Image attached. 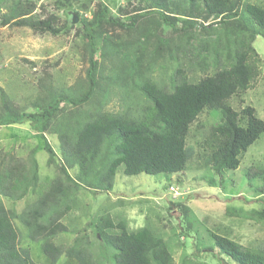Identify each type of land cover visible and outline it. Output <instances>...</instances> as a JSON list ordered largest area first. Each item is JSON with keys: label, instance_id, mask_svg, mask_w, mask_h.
<instances>
[{"label": "trees", "instance_id": "obj_1", "mask_svg": "<svg viewBox=\"0 0 264 264\" xmlns=\"http://www.w3.org/2000/svg\"><path fill=\"white\" fill-rule=\"evenodd\" d=\"M57 1L60 7L69 8L79 1V6L87 11L93 0ZM148 3V7H136L126 19L122 17L126 13L122 6L118 5V13L113 14L101 0L89 19L76 10L83 26L88 63L86 85L81 92L65 96L43 88L32 102L33 109L28 110L10 104L0 91V125L24 126L31 131L29 136L37 140L29 162L0 149V197L21 200L31 197L33 190L36 194L19 213L6 208L0 200V264H41L31 255L34 242L45 255L46 264H63L64 258L71 260L66 264L192 262L183 255L176 263L168 240L149 223L131 229L125 219H114L110 213H104L91 224L98 252L86 235H77L71 244L55 241L57 234L67 230L62 217L73 207L75 191L82 186L106 192L112 189L120 167L123 174L164 173L166 179L188 169L196 156L202 161L199 166L210 174L204 177L205 182L215 186L217 175L221 185L223 171L235 169L241 154L264 133V119L256 115L252 106L235 109L230 103V98L250 88L259 74L258 53L252 42L256 36H264V0H148ZM31 10L32 6L23 7L16 0L3 15L2 24L13 19L16 25L52 34L67 27L66 21L58 27L54 15L31 16ZM208 19L210 22L204 24ZM138 22L146 24L140 26ZM160 24L168 26L171 35H165L161 29L158 34L152 33ZM214 25H220L221 29ZM113 27L133 29L137 39L122 42L119 47L107 30ZM139 37L143 40L138 41ZM193 40L202 42L201 50L208 56L192 60L201 68H213V72L191 81L187 72L177 67L174 77L165 81L166 62L178 58L179 53H189ZM133 43L138 45L132 49ZM98 45L106 49L105 54L113 62L112 75L118 81L109 85L105 97L113 94L121 109H105L106 100L101 99L95 111L74 124L66 119L63 130L56 133L60 155L57 156L45 132L58 131L50 128V122L62 102L77 106L94 96ZM206 110L217 116L200 134L197 145L202 151L195 156L191 131L199 128L198 117ZM38 149H43L48 154L47 163L57 168L40 179L35 156ZM73 166L79 170L76 177L68 169ZM250 168L245 171L249 180H261L254 188L255 196L264 200V169L251 172ZM180 209L186 223L181 226V233L192 238L187 216L190 209L185 203H181ZM249 216L264 227V206L253 209ZM214 224L200 227L210 241L208 247L217 249L223 258L220 264H264L263 248L244 247L232 236L231 226L222 221ZM24 238L29 241L27 245L23 244ZM204 240L197 237L198 242ZM198 251L202 250L195 244L194 253Z\"/></svg>", "mask_w": 264, "mask_h": 264}, {"label": "rangeland", "instance_id": "obj_2", "mask_svg": "<svg viewBox=\"0 0 264 264\" xmlns=\"http://www.w3.org/2000/svg\"><path fill=\"white\" fill-rule=\"evenodd\" d=\"M15 1L2 0L0 4V91L4 92L10 104L28 110L33 109L32 102L37 95L39 96L43 92V88H49L54 93L65 96L81 92L86 85L85 70L88 63L81 31L83 26L79 22V14H83L89 19L99 0H93L87 11L79 6V1L73 5V8H69L60 7L57 0H19L23 7L32 6L31 16L46 18L48 15H54L57 18L56 25L58 27L66 21L67 27L56 34L38 32L27 26L16 25L13 19L2 24L3 15L9 11ZM101 1L108 5L113 14H117V9L122 6L126 12L123 15L121 13L123 19H126L132 10L135 11L136 7L145 8L150 5L148 0ZM247 1L257 2V0ZM76 10L79 12L78 15ZM210 20H206L204 24L209 23ZM140 23L137 24L140 26L146 24ZM214 26L221 29L220 25ZM155 29L158 31L152 33L158 34L159 29L165 35L172 33L169 27L164 24H160L152 30ZM107 30L108 33L114 35L113 40L119 47L122 42L131 43L132 39L134 41L137 39L133 29L113 27ZM139 39L143 40L142 37H139L138 41ZM137 45L133 43L132 49ZM201 45L202 42L193 40L191 53L182 52L179 53L178 58L174 57L167 61V71L163 79L170 81V78L174 77L177 67L187 72L191 81H196L201 76L212 73L213 68L209 66L201 68L198 62L192 60L193 58L200 60L203 56H208V53L201 50ZM252 45L258 53L259 74L254 79L252 86L244 92L232 96L230 103L235 109L250 105L255 109L256 115L264 119V36H256ZM105 51L106 49L102 50L100 45L95 51L98 68L94 96L88 102L77 106L66 103V101L62 102L50 122V128L58 129V131L47 130L45 132V137L49 140L57 156L60 155L56 133L63 130L66 119L74 124L78 119L95 111L97 106L101 105V99L106 100L105 109L110 111L121 109L120 103L113 94L105 97L109 85L118 83L112 75L113 62L105 54ZM196 54L200 55L196 57ZM114 60L117 62V59ZM164 70L165 68L161 71V76ZM1 107L0 99V114L2 113ZM216 116L212 111L206 110L198 117L199 128L194 132L191 131L193 139L191 144L194 146L195 156L202 151L197 145L201 139L200 134L216 120ZM30 134V130L18 124L0 125V149L10 151L29 162L31 151L37 143L35 137L29 136ZM35 156L39 166V179L50 171L52 173L57 171L53 163H47L48 154L43 149H38ZM240 157V163L235 169L223 171L221 185L218 183V176H214L215 186H210L205 182L204 177H210V174L205 168L199 166L202 161L197 156L190 162L188 169L172 174L166 179L164 173L157 175L123 174L122 167H120L117 169L112 189L106 192L104 190L94 191L93 188L82 186L78 192L75 191L73 207L62 217V222L67 225V230L57 234L55 241L71 244L77 235H86V238L92 243L93 249L98 252L99 245L94 239L91 224L104 213H110L114 219L119 217L125 219L131 229L149 223L168 240L176 263L180 262L183 255H187L194 263L197 261L204 264L217 262L220 264V261L222 263L223 258L217 249L213 250L208 247L210 241L200 227V225L203 228L205 226L214 227V223L219 221L232 227V236L242 246L264 249V227L249 216L253 209L264 206V200L261 197H256L254 193V188L261 184V180L258 178L249 180L245 172L249 167H251V172L256 171L257 168L264 169V133L250 144ZM68 169L76 177L79 171L77 167L73 166ZM167 183L169 186L164 188ZM170 187L173 189L170 190ZM35 197V190H33L31 197H24L21 200H7L0 197V200L6 205V208H11L19 213L24 205ZM181 203H185L186 208L190 209L187 216L191 223L189 232L191 235L193 234L192 238L181 233L183 231L181 226H186L180 209ZM199 236L205 239L203 243L197 241ZM28 242L25 238L23 239V244L27 245ZM195 244H198L202 250L197 254L194 253ZM39 248L37 242L31 244L33 260L46 264L45 255ZM66 261L70 262L71 260L64 258L63 264H66ZM192 262H186V264H192Z\"/></svg>", "mask_w": 264, "mask_h": 264}, {"label": "clouds", "instance_id": "obj_3", "mask_svg": "<svg viewBox=\"0 0 264 264\" xmlns=\"http://www.w3.org/2000/svg\"><path fill=\"white\" fill-rule=\"evenodd\" d=\"M172 186V185H171ZM173 188L172 187H170V190H172Z\"/></svg>", "mask_w": 264, "mask_h": 264}]
</instances>
